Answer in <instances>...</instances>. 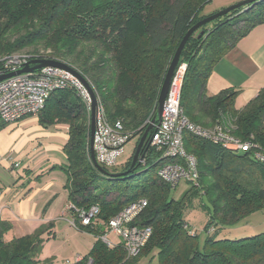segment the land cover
<instances>
[{
    "label": "trees",
    "instance_id": "obj_1",
    "mask_svg": "<svg viewBox=\"0 0 264 264\" xmlns=\"http://www.w3.org/2000/svg\"><path fill=\"white\" fill-rule=\"evenodd\" d=\"M210 1L0 0V56L39 45L49 48L40 56L62 60L78 70L93 86L107 119L121 120L138 144L155 114L177 47L188 29L208 16L202 12ZM262 22L264 0H259L206 24L204 34L194 33L183 49L179 62L187 64L181 90L183 113L204 126L231 118L236 127L231 134L254 146L233 151L184 132V149L195 157L199 178L178 198L172 196L177 187L161 180L156 171L145 175L140 171L142 166L160 163L161 153L151 145L144 149V161L133 174L103 175L88 158L90 124L84 101L73 88L57 89L48 96L39 117L69 125L63 151L70 202L76 207H100L98 224L77 223V229L95 235L96 240L87 254L70 264H88L89 259L90 264H139L147 257L156 259V264H264V231L237 238L220 235L222 229L264 208V160L255 156L259 152L264 157V87L242 108L234 104L237 89L206 92L215 63ZM6 124L0 119V129ZM102 179L109 181V187L98 191ZM140 198L147 200V206L135 223L150 226L152 233L140 254L129 258L121 242L111 246L100 236L112 216ZM195 199L209 213L202 243L185 219ZM69 212L74 215V210ZM47 228L40 225L33 233L9 238L10 225L0 223V264H52L40 258L50 237H43L44 231H50Z\"/></svg>",
    "mask_w": 264,
    "mask_h": 264
},
{
    "label": "built area",
    "instance_id": "obj_2",
    "mask_svg": "<svg viewBox=\"0 0 264 264\" xmlns=\"http://www.w3.org/2000/svg\"><path fill=\"white\" fill-rule=\"evenodd\" d=\"M47 52L49 50L37 54L27 51L19 55L13 53L2 60L4 62L1 64L0 74L18 67L30 58H42L40 55ZM186 66L187 64L183 62L175 70L161 118L151 133L150 145L161 153V167L157 174L161 180L174 187H178L183 181L196 183L199 178L195 157L184 149V132L209 138L233 151H248L254 146L251 141H242L224 130L221 125L207 129L197 125L183 113L181 90ZM63 88H73L90 111L89 93L75 76L57 67H45L40 71L22 73L0 81V119L9 123L16 122L25 115L38 114L44 108L48 96L53 91ZM131 136L132 133L124 128L121 120L110 122L107 119L104 107L99 101L93 142L98 163L107 168L116 166ZM255 156L264 160L259 152H255ZM88 158L90 160L89 144ZM1 163L8 164L10 169L20 166V161L15 160L11 153L0 155ZM146 206L145 198L129 203L108 220L103 229L105 233L100 238L112 246L117 242L112 241L108 233H113L119 237V242L122 243L129 258L139 255L152 233L150 226L135 223ZM67 209L74 210L71 223L75 227L77 223L93 227L99 222L100 207L97 204L86 208L76 207L70 202ZM90 263L89 259L88 264Z\"/></svg>",
    "mask_w": 264,
    "mask_h": 264
},
{
    "label": "crops",
    "instance_id": "obj_3",
    "mask_svg": "<svg viewBox=\"0 0 264 264\" xmlns=\"http://www.w3.org/2000/svg\"><path fill=\"white\" fill-rule=\"evenodd\" d=\"M213 1L215 0H211L210 3ZM239 1L242 0H218L217 8L223 9ZM216 10L218 9L215 8L211 12ZM263 87L264 22L255 25L215 63L206 82V92L214 95L227 88L237 89L239 93L234 104L235 107L242 108L254 99ZM36 121L34 117L24 123H7L0 129V155L11 153L15 160L21 162V166L16 170L8 169L4 163L0 164V223L10 225L7 232L9 238L33 233L42 223L53 222L65 216L68 217L69 224L73 226L71 223L73 215L71 216L69 214L71 212L67 210L70 203L68 192L64 186L60 187L55 178L61 179L62 174L56 170H50L52 163L65 160L63 145L60 146V143L62 141L66 143L69 137V125L57 123L54 130L44 131ZM32 131L35 133H30ZM45 135L59 136L57 137L59 145H55L57 143L54 141H48L45 147L37 145L36 142H40L37 139L38 136ZM44 141L47 142L46 139ZM44 149L47 151L46 155L43 153ZM52 149L61 150L58 159L49 155ZM48 164H50L49 167H47ZM42 167L47 169L39 172V168ZM45 204L51 205L43 210ZM53 204H61L60 209L58 210ZM77 231L80 230L77 229ZM80 232L91 234L85 231ZM93 236V240L89 238L86 240L85 245L89 246V249L85 254L89 252L96 240L95 235ZM49 238L45 240L43 247ZM85 254L78 255L77 260ZM40 258L49 263L43 252ZM70 263L72 261L66 264Z\"/></svg>",
    "mask_w": 264,
    "mask_h": 264
},
{
    "label": "rangeland",
    "instance_id": "obj_4",
    "mask_svg": "<svg viewBox=\"0 0 264 264\" xmlns=\"http://www.w3.org/2000/svg\"><path fill=\"white\" fill-rule=\"evenodd\" d=\"M209 3L204 7L202 14L211 15V14H214V13H216L222 9V8H217V7H219L218 6V4H219L218 0L213 1V3H210V4ZM215 8L218 10H216L215 12H211ZM33 49H35V51H39L40 53L42 51L49 50V48H45L44 46L39 45L36 48H33V47L27 48L25 51L32 52ZM39 52H37V53H39ZM19 54H22V51L17 52L15 55H19ZM7 56H9V54L1 55L0 60H4ZM1 62H4V61H1ZM184 63H186V62H184ZM186 68H187V66H186ZM34 117H36V119H37L36 123L39 124L43 128L42 130H44V131H47V130L52 131L55 128L54 127L55 124L64 123V122L48 123L46 121H43L39 117L38 114L25 115L22 118H20L19 120H17L16 122L24 123L27 120H30V118H34ZM86 122L88 125L90 124V111H88V116H87ZM9 123H12V122H9ZM196 124L199 126H202L204 128H207V129L214 127V125L204 126V125H201L198 123H196ZM220 125L222 126V128L224 130H226L230 133H232L233 130L236 129V127L233 123V120L231 118L224 117L222 122L220 123ZM37 131L40 132V130H37ZM30 133H35V131H32ZM57 137L59 138V136H54V135L38 136L37 139H38V141L40 140V142H36V144L40 145L41 147H45V144L47 145L49 143L48 141H54L57 143L55 145H59ZM49 138H51V139H49ZM43 139L44 140L46 139L47 142H45ZM137 139H138L137 137H133L126 143L125 148H124V152L119 157L117 165L114 167L108 168L110 171H121L127 165L128 161L132 158V156L134 154V151H135V148L137 145ZM64 144H65V141H62L60 143V146H62V145L64 146ZM43 153H44V155H46L47 151L44 149ZM60 153H61V150L57 151L55 149H52V150H50L49 155L52 156L53 158L58 159L60 157ZM64 159H65L64 161H62L60 159L61 162L58 160V163H52L53 165L50 167V170H53V171L56 170L58 172H61V174H62L61 179L58 177H55V178H56L57 182L59 183L60 187L62 188L64 186V188L69 193V190H68L66 185L68 183V178L70 177V175H69V171L67 170V167H66L67 166V158H66L65 154H64ZM49 165L50 164H48L47 167H49ZM6 166L9 169L8 164H6ZM20 166H21V162H20ZM19 167H14L11 169L16 170ZM160 167H161V162L158 163L157 165L151 166L150 168H146L145 166H142L139 169H140V171H143L142 174L145 175V174H148L152 171L158 172ZM21 169L23 170V167ZM45 169H47V168L42 167V168H39L38 171L40 172L41 170H45ZM143 175H141V176H143ZM99 183H100V187L98 188V191H102V190L109 187L108 186L109 181L106 179L100 180ZM189 186H190L189 183L184 182V181L179 183L178 187L172 190V196L175 198L180 197L186 191V189L189 188ZM49 205H51V204H45V206H43V210L46 209ZM53 205L57 206L58 210L60 209L61 204H53ZM54 206H53V208H54ZM69 214L72 216L71 213H69ZM72 218H73V216H72ZM67 219H68V217L65 216V217L57 218L53 222H44L41 224V225L48 226L47 229H50V231H44L43 237L51 236V238H49V240L45 244V246L42 247L41 252H43L45 257H47V260L49 262H51V263L54 262L53 264H66L69 261H72V262L76 261L78 255L85 254L89 249V246L87 247L85 245V243L87 242L86 241L87 238H89L90 240L94 239V236L91 234L81 233L80 231H77V229L75 227H73L72 225L69 224V221ZM185 219L187 221L188 228L190 230L195 231L199 235L200 243H202L203 239L206 236V232H205L204 228H205L206 224L208 223L209 213L201 205L200 199L199 200L195 199L193 206H191L189 209L186 210ZM262 231H264V208L261 210L255 211L252 214L248 215L247 217L243 218L236 225L229 226V227L222 229L220 235L223 237L237 238V237H241V236L253 235L256 233H260ZM108 237L114 242L119 241V239H118L119 237L113 233H108ZM156 263H157L156 259L149 260V258L147 257V258H143L139 264H156Z\"/></svg>",
    "mask_w": 264,
    "mask_h": 264
},
{
    "label": "water",
    "instance_id": "obj_5",
    "mask_svg": "<svg viewBox=\"0 0 264 264\" xmlns=\"http://www.w3.org/2000/svg\"><path fill=\"white\" fill-rule=\"evenodd\" d=\"M259 0H242L235 4H232L230 6H227L220 11L208 15L204 17L203 19L196 22L194 25H192L188 31L183 36L179 46L177 47L173 58L168 66V69L166 71L164 80L160 87V92L157 98L156 108H155V114L148 120V125L145 128L143 134L141 135L136 150L132 156V161L130 164V167L121 170V171H110L109 169L104 168L101 164L98 163L95 157V152L93 148V142H94V134L96 129V121H97V108L99 105V99L97 97V94L93 88V86L90 84V82L73 66L70 64L54 58L49 57H42V58H30L26 62L22 63L18 67H15L7 72H4L0 74V81L22 74L27 72H35L40 71L41 69L45 67H57L62 70H65L69 73H71L73 76H75L87 89L89 96H90V125H89V157L90 162L93 164V166L100 171L103 175L109 177V178H121L128 175L133 174L137 166L140 165L141 162L144 161L145 157V151L144 149H147L150 147L151 144V130L155 126V124L160 120L161 114L163 112V108L165 105L166 97L170 89V85L175 73V70L177 69L180 58L183 52V49L190 39V37L197 32V37H201L205 30L202 29L203 26L206 24L228 14L230 11L234 9H238L240 7L246 6L248 4L254 5ZM104 229V228H103Z\"/></svg>",
    "mask_w": 264,
    "mask_h": 264
}]
</instances>
